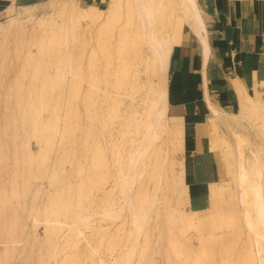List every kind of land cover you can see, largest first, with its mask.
Listing matches in <instances>:
<instances>
[{"label": "rangeland", "instance_id": "rangeland-1", "mask_svg": "<svg viewBox=\"0 0 264 264\" xmlns=\"http://www.w3.org/2000/svg\"><path fill=\"white\" fill-rule=\"evenodd\" d=\"M91 2L94 6L86 12ZM163 3L166 5L165 16L158 29L164 35L175 38L179 31H184L189 18L180 11L181 0H165ZM0 26V158L7 154L4 153L7 148L16 149L20 153L28 149L38 158L36 168L45 171L61 152L67 149L79 151L87 130L91 129L95 132L90 140L94 141L91 147L93 151L79 153L78 158L84 167H88L87 179H92L93 188L88 190H93V195L100 199L104 196L103 193L113 190L116 183L113 179V167H103L98 160L104 157L107 165H110V154L117 148L123 147L127 154L140 143L138 135L130 137L128 141L122 136L120 139L117 133L119 119H114L116 127L115 124L110 125L111 127L108 124L107 130L104 128L109 117L111 98L118 97L110 86L119 77L123 78L125 90L122 92L128 94L130 85L127 78L131 74L137 76L138 92L134 94L133 101L119 93L122 97L119 114L122 112V116L123 112L126 114L134 107L140 109L141 99L146 93L145 83L151 76L145 72V64L142 62L145 52H142L134 39L139 29L132 0H0ZM45 42L55 44L59 61L51 68H44V71H50L49 74L55 76L53 91L48 85L41 86L44 92H51L54 104L43 105L45 109L40 106V117L37 118L36 125L42 124L43 132L40 134L50 135L53 144H47L41 138L39 141L35 138L37 133H34L35 137H31L27 145L23 146L21 142L26 134L16 133L12 126L14 118L11 116V127L4 125V117L7 113L10 114L11 109L7 108L9 99V102H13L18 93H25V84L43 82L41 71L35 69L39 64L35 66L28 60V53L40 59V53L35 52L39 46L46 45ZM42 60H39L41 65L45 63ZM44 71L43 74L46 73ZM23 73L27 77L19 79ZM28 78L30 79L27 80ZM21 85L25 87L19 88ZM262 87L251 94L254 99L264 100V84ZM71 89L79 90L77 99L71 95ZM86 93L93 97L95 106L91 111L93 117L90 116L93 119L90 120L81 116L84 113L82 98ZM129 103L134 105L131 104L130 108ZM127 106L130 109L126 110ZM243 108L245 107H241V110ZM74 111H78L82 118L79 116L78 128L72 135L64 132V129L70 125V117L74 115ZM246 111L250 113L249 109ZM257 116L254 115L252 119L242 117L247 129L237 128L244 140L241 142L242 159L238 156V135L229 134L221 125L217 131L209 126L203 128L209 133V155L211 152L216 153L220 159L214 171L211 157L201 167H196L199 164L197 162L193 164V145L188 138L190 133L184 137L170 136L169 139L163 136L154 155L159 166L161 164L160 167L165 164L159 171L166 178L159 186L150 180L145 183L146 188L157 196L158 205L151 212L149 224L145 225L144 236L136 237L137 240H133L134 243L139 240L136 244L128 241L127 217V224L120 223L119 227L115 224L106 227L105 222L92 224L93 228H83L70 234V241L66 243L56 264H72L73 260H78L80 264H113L115 257L134 245L140 252L132 264H257L255 231L248 227L243 213L251 208L240 204V188L236 181L239 163L251 168L254 165V155L259 157L261 164L264 161V112ZM30 133H33L32 129ZM42 155H46L48 161L40 166ZM163 159L167 160L166 163ZM3 160L0 159V184L10 190L9 183H18L19 179L13 180L9 174V170L11 172L15 165L13 160ZM73 167L72 164L65 163L63 177L67 173L72 174L69 182L80 184L84 176L75 174ZM48 173L47 170V175L32 181V187L24 199H12L7 202L5 209H0V223H4L14 213L20 217L18 236L16 233L0 238V258L4 257L6 248H12L3 264H40L41 247L50 245L47 229L56 225L54 220L45 222V219L39 218L40 221H36L39 211L54 208L49 203V196L55 187L50 186ZM63 177L59 176V179L62 180ZM260 183L264 186V174ZM89 201L87 198V204ZM101 211V207L97 208V212ZM58 225L67 229L71 221L63 220ZM99 225L102 226L101 229ZM48 264L55 263L50 260Z\"/></svg>", "mask_w": 264, "mask_h": 264}, {"label": "bare ground", "instance_id": "bare-ground-1", "mask_svg": "<svg viewBox=\"0 0 264 264\" xmlns=\"http://www.w3.org/2000/svg\"><path fill=\"white\" fill-rule=\"evenodd\" d=\"M163 1L165 0H132L139 29L137 30L134 39L137 40L138 47L142 52H145V57L142 58V62L145 64V72L149 73L151 76L145 83L146 93L141 99L142 103L140 104V109L134 107L131 111H127L126 114L123 112L122 116H120L122 112L119 114V106H122V97H120L119 93H122L121 96L124 95L125 98L129 99L130 97L131 101H133L134 94L138 92L137 76L131 74V76L127 78L128 85H130V92L128 94L122 92L125 90L123 89V78L119 77L110 86L111 88H114L115 94H117L118 97L113 95L115 98H111L109 117L107 118V124H105L104 128L106 129V125L108 124V126H113L115 124L114 127H116L117 124L115 123V120L119 119V131H117L119 137L122 136L123 138H127L125 140L128 141L130 137L134 135L140 136V143L137 148L135 147L136 149H131L127 154L124 153L122 146L121 149L117 148V150H115L116 147L114 146L113 149L115 151L113 154H110L112 155L110 165H107L104 157L98 160L99 164L103 167H113V179L116 183L113 190L108 192L104 191L106 193H103L104 196H100V199H97L96 196L93 195V190H88L89 188H93V186H91L92 179H87L86 173L88 167H84L83 163L79 161L78 154H83L87 151L89 152V150L93 151L91 147L94 144V141L90 140L95 135V132L91 129L87 130L86 138L82 141V148L79 151H76L75 149H67L61 152L59 156L54 159L52 166L48 169L46 168L45 171L36 168L39 163L36 161L38 158H35L34 154L28 149L23 150L22 153H20L18 151L16 152V149L7 148L4 152L7 154H3L4 156L0 158L1 160H6L7 158L13 160L15 165L13 166L14 168H11V172L9 170V174L12 176L11 179L13 180L19 179L18 183H16L17 181L15 183L14 181L9 183L10 190H6L5 187L0 184V209H5L7 202L12 199H18V201L19 199H24L26 194H28L27 192L29 191V188L31 189L32 187V181L47 175V170L49 172L50 186L55 187V189L53 188L54 192L49 196V203L53 205L54 208L42 212L39 211L36 217L37 222L40 221L39 218L45 219V222L53 219L56 224L49 226L47 229V239L50 241V245L41 247L40 264H48L50 260L56 264L59 260L60 254L65 249L66 243L70 241V234L73 232H79L83 228H93L92 226L96 223L105 222L106 224L104 225H106V227L114 224L118 226L120 223L125 222L127 217L129 219V222L127 221L129 223V229L126 237L128 236L129 240L127 238L126 240L133 242V240H137L136 237L144 236L146 233L145 227L151 220V212L153 209L157 208L156 205H158L157 196L152 194L151 191L146 188L145 183L147 180H150L157 183V186H159L163 179L166 178H163L165 174H163L162 171H159L160 168L165 166V164L160 167L161 164L159 166L157 157L154 155L156 152V146L159 144L163 136H166L167 139H169L170 136L173 138L175 135H185L187 133L192 134L197 128L201 130L206 126L217 131L218 126L221 125L225 127L227 130L226 132L229 134H236L239 136L236 144H238L239 147L238 156L242 159L241 146L244 140L242 139L243 135L241 136V133L237 131L238 127L247 129V126L242 121V117H250V119H252L251 117L254 115L259 116L262 111L264 112V100L262 99L261 101L259 99H254L252 95L247 94L243 96L241 104V107L244 106L245 108H243L240 114L237 115H229L227 112L213 106H211L210 115L202 117L199 119L200 121H197L195 117L182 119L169 115L168 71L171 54L175 44L180 38L181 31L178 32L175 38H172L171 35H164L158 29V25L162 24L165 16L166 5ZM90 4L91 5L87 10H85L86 12L92 10V6L94 5L92 2ZM179 7L182 14L189 18V23L190 25H193V28H195L194 30L199 34H202L205 28L203 27L197 0H181ZM1 28L2 27L0 26V29ZM50 43L45 42L46 45H43L42 47L39 46L37 52H35L37 54L40 53L41 60L44 59V61L42 60L45 62L44 64L42 62L43 65L40 64L39 58H34L32 54L30 55V53L27 52L29 54H27L29 56L28 60L33 62L35 66L39 64L37 65L38 68L36 67L35 69L36 71H41L43 82L39 84H34V82L32 84L29 82L31 85L29 83V85L25 84V93L20 90L23 94L18 93L16 95L17 97L15 96L13 98V102H9V99L7 103V108H10L11 110L10 114L7 113L8 115L6 114L4 117V120L6 119L4 125L11 127L10 116L14 118L12 126L15 128L16 133L26 134L25 138L23 136L21 142L23 146L27 145V142L31 137H35L34 133H37L35 138H38V140L40 138L41 140H46L47 144L52 142L50 135L46 136L40 134L43 132L42 124L38 126L36 125L37 118L40 117V106L45 109L46 107H43V105H48L49 103L52 104L54 101L53 97H51V92L48 91L46 93L41 87L48 85V88H51V91L55 88L54 74H49L50 71H47L48 73L44 71V68H51L59 61V56L56 55V50L54 49L55 44L52 45L53 42ZM33 63L32 65L34 66ZM43 71L46 73L43 74ZM25 74L23 73L22 77L19 76L20 78H18H26L27 76ZM29 79L30 78L27 80ZM22 86L24 85L19 86V88L21 87V89H23ZM91 87L93 86L91 85ZM107 87L105 90L109 88ZM108 92H110V89ZM87 93L84 94L82 98L84 113L81 116L86 120H90L93 119L90 118V116L93 117L91 111L95 106L93 105V97ZM71 95H73V98L77 99L79 97V90L71 89ZM131 104L134 105L133 103H129L130 108L132 106ZM130 108L127 106L126 110ZM247 109L250 110V113H247ZM52 112L54 111L52 110ZM79 116V112L74 111V115L70 117V125L64 129V132L72 135L75 134L78 128L77 120L79 119ZM68 120L69 119H67V121ZM30 129H32L33 133H30ZM105 129L104 132L107 130ZM110 129L108 128V130ZM258 158L257 155H254V165L251 168H247L243 163H239L237 166L236 181L239 186L238 188H240L238 193L240 204L245 208H251L244 210L243 213L246 215L245 219L248 227L255 231L254 239L257 264H264V186L260 183L262 175L264 174V161L263 164H261ZM47 159L46 155H42L40 158V166H42L45 161L47 162ZM166 161L167 160H164V163H166ZM65 163H70L74 166L73 170L75 174H81L84 176L80 181V184H72L69 182L72 174L68 175L67 173V175L63 177V167ZM59 176L63 177L62 180L59 179ZM101 178L102 176L100 177V180ZM136 185H138V187ZM115 196L119 197L116 198ZM87 198L90 199L88 204ZM21 206H19V208H21ZM100 207L102 211L97 212V208ZM16 214L17 213L11 215L4 223H0V238H6L10 234L16 233L18 236V233L20 232V217ZM63 220L64 222L71 221V225L67 229L61 228L58 225V223ZM101 228L102 226L100 227L99 225V229ZM103 228H105V226ZM59 240H62L61 243H59ZM136 242H133V244H136ZM135 246L136 245L132 246V248L127 251L124 250L118 257H115L113 264H132L134 258L138 256V253L140 252L139 250L137 251V247ZM11 252L12 248L9 247L4 250V257L0 258V264H3L4 259L8 257ZM72 264L80 263L78 260H73Z\"/></svg>", "mask_w": 264, "mask_h": 264}, {"label": "crops", "instance_id": "crops-1", "mask_svg": "<svg viewBox=\"0 0 264 264\" xmlns=\"http://www.w3.org/2000/svg\"><path fill=\"white\" fill-rule=\"evenodd\" d=\"M197 4L205 29L199 34L186 23L173 48L168 113L200 121L213 106L229 115L240 114L241 98L264 84V0H197ZM188 138L193 164L201 167L211 157L216 170L220 159L216 153L209 155L206 131L197 128Z\"/></svg>", "mask_w": 264, "mask_h": 264}]
</instances>
